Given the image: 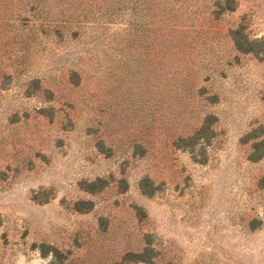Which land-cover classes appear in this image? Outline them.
<instances>
[{
	"label": "rangeland",
	"instance_id": "rangeland-1",
	"mask_svg": "<svg viewBox=\"0 0 264 264\" xmlns=\"http://www.w3.org/2000/svg\"><path fill=\"white\" fill-rule=\"evenodd\" d=\"M0 264H264V0H0Z\"/></svg>",
	"mask_w": 264,
	"mask_h": 264
}]
</instances>
